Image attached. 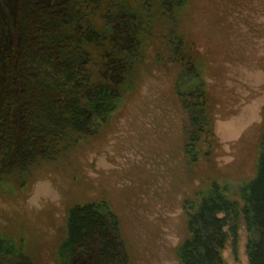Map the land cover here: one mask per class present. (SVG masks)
<instances>
[{"label":"rangeland","instance_id":"obj_1","mask_svg":"<svg viewBox=\"0 0 264 264\" xmlns=\"http://www.w3.org/2000/svg\"><path fill=\"white\" fill-rule=\"evenodd\" d=\"M6 2L0 0L1 72L18 56L21 39ZM44 2L55 10L63 0ZM78 2L89 26L107 40L77 51L74 61L86 66L93 82L113 85L114 69L106 68L113 47L130 48L119 31L128 27L141 55L116 79L122 98L103 126L66 142L53 160L27 172L0 171V236L31 264H60L71 209L105 202L119 218L129 264H181L185 203L214 184L239 201L240 189L257 175L264 136V0ZM112 15L118 24L108 29ZM58 34L38 36L54 55ZM69 35L76 44V34ZM199 80L211 127L196 145L199 161L191 163L185 148L195 133L179 93ZM247 239L241 223L237 241L230 238L223 252L225 264H249Z\"/></svg>","mask_w":264,"mask_h":264},{"label":"trees","instance_id":"obj_2","mask_svg":"<svg viewBox=\"0 0 264 264\" xmlns=\"http://www.w3.org/2000/svg\"><path fill=\"white\" fill-rule=\"evenodd\" d=\"M9 2L21 39L17 36L18 56H13L7 72L0 71V171L24 173L37 162L53 160L66 142L89 137L106 123L122 98L114 83L139 60L141 52L128 27V31H119L118 38H125L130 48L113 47L106 68L114 69V83L107 79L95 83L86 66L74 60L78 50L83 53L82 44L97 46L107 40L89 26L78 0H63L55 10L44 0H7L5 5ZM175 2L183 5V0H166V4ZM106 22L108 29L118 24L113 15ZM49 31L60 32L54 37L59 55L43 47L44 40L38 37ZM69 33L78 37L76 44H71ZM62 55L65 61L57 57ZM17 86L20 93L15 92ZM179 97L195 133L190 136L185 155L191 163H197L202 151L196 145L200 135H209L211 127L206 86L199 80L188 85V92L181 91ZM19 109L23 115L20 124L15 121ZM239 195V201L232 200L226 190L214 184L196 200L185 203L188 238L179 249L181 264H225L223 252L230 238L237 241L241 223L248 235L249 264H264V136L257 175ZM58 259L60 264H129L119 218L107 203L71 209L67 238L59 248ZM0 260L2 264H31L14 242L1 236Z\"/></svg>","mask_w":264,"mask_h":264}]
</instances>
